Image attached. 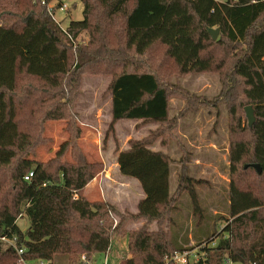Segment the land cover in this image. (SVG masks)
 <instances>
[{
    "label": "trees",
    "instance_id": "16d2710c",
    "mask_svg": "<svg viewBox=\"0 0 264 264\" xmlns=\"http://www.w3.org/2000/svg\"><path fill=\"white\" fill-rule=\"evenodd\" d=\"M50 1L0 0V235L16 237L27 260L48 264L60 254L71 264L81 253H104L115 234L128 235L130 255L120 264H164L185 249L174 243L169 225L181 191L200 213L193 180L182 168L177 191L170 194V157L149 145L173 121L168 117L172 86L164 85L163 77L215 72L220 96L252 105L255 120L247 123L248 140L233 136L230 141L231 221L211 234L218 238L216 245L204 247L189 264H264V189L259 196L240 184L248 171L264 176V0H80L82 19L71 20L67 34L49 15ZM55 1L54 8L64 3ZM209 28H218V38L211 37ZM82 31L88 40L77 44ZM156 45L162 52L151 66L134 57ZM101 67L111 74L109 129L123 119L163 125L129 140L117 155L120 174L137 180L144 193L136 213L85 195L104 164L89 161L78 144L81 128L72 105L81 70ZM22 110L31 117L40 112L35 125L41 140L21 126L27 123L18 115ZM47 121L65 122L69 137L52 158L41 161L34 155L51 140L43 134ZM30 171L32 177L24 180ZM23 216L28 220L24 230L17 224ZM130 219L144 224L127 230ZM151 223L155 228L149 230ZM0 264H19L2 241Z\"/></svg>",
    "mask_w": 264,
    "mask_h": 264
},
{
    "label": "rangeland",
    "instance_id": "374dc122",
    "mask_svg": "<svg viewBox=\"0 0 264 264\" xmlns=\"http://www.w3.org/2000/svg\"><path fill=\"white\" fill-rule=\"evenodd\" d=\"M63 2L66 5L63 11L57 7L53 9L55 23L59 22L62 27H66L71 20L82 19L83 4L80 0ZM49 4L56 6V1L52 0ZM87 40V32L82 31L76 43L84 44ZM160 52L162 49L156 45L145 55L134 57L151 66L152 58H157ZM110 79L111 74L103 72L102 67L99 71L89 68L81 70L79 80L75 83L77 95L72 110L77 113L81 128L78 144L89 161H100L104 164V170L92 179L93 185L87 197L90 201L110 202L123 213H130L137 210L141 187L137 180L120 174L118 167H115L117 155L119 151L129 147V140L143 138L163 125L123 119L113 123L112 129H109ZM162 83L167 87L172 86V91L168 88L171 92L168 117L173 121L166 124L170 130L155 134L149 147L160 149L170 157V194L177 191L182 168L193 180L201 207L200 213L193 211L189 194L181 191L171 215L172 222L169 228L176 245L202 254L204 247L214 246L218 241V238L212 237L211 234L213 232L219 234L231 221L228 213L231 181L228 158L230 141L233 136H243L246 140L250 138L244 112V107L249 104L242 99H235L232 102L229 98L221 97V81L215 72L198 75H180L173 72L163 77ZM239 96L242 97L240 94ZM200 101H205L208 105L205 106ZM18 115L22 121L27 122L21 126L35 140L37 138L41 140L40 126L35 125L41 116L40 112L36 111L31 117L26 110H22ZM43 134L51 140L36 148L34 156L41 161L52 158L60 143L69 137L63 121H47ZM66 157L69 158V154ZM240 184L260 196L264 189V176H256L248 171ZM111 216L115 220L118 219L114 213H111ZM17 224L24 230L28 226V220L24 216L20 217ZM142 224L144 222L139 219H130L126 222L125 229H137ZM147 228L150 230L152 226L149 224ZM127 236L125 233L111 237L106 261L105 252L87 256L81 253L73 257L71 264H120L121 258L130 255L127 252ZM53 261L54 264H70L68 257L61 254L56 255ZM36 263V259L28 260V264Z\"/></svg>",
    "mask_w": 264,
    "mask_h": 264
},
{
    "label": "built area",
    "instance_id": "2783aa9c",
    "mask_svg": "<svg viewBox=\"0 0 264 264\" xmlns=\"http://www.w3.org/2000/svg\"><path fill=\"white\" fill-rule=\"evenodd\" d=\"M42 3H44V1H42ZM65 7H66V5L64 3H62L61 6H59L57 8H58V10L63 11ZM53 9H54V6L48 3L47 4V11H48L49 15L52 17V19H54V10ZM56 23L60 27V29L67 34L66 27H62L59 22H56ZM67 36L69 38H71V36L69 34ZM32 174H33L32 171L28 172L24 176V180H30V178L32 177ZM0 241L4 242L5 244H7L9 247H11L15 251V253L18 257V263L19 264H28V260L26 258H24V256H23L25 249L23 247H20L17 245L16 237L8 238V237L0 235ZM104 254H105L104 258L106 261L108 254H109V249ZM198 258H199L198 252H194L192 249L185 248L182 251L175 252L173 255L168 257L167 261L171 260V262L173 264H189L191 262L197 261ZM83 259H85L84 256H83ZM167 261L164 264H167ZM36 264H48V262L45 260L37 259Z\"/></svg>",
    "mask_w": 264,
    "mask_h": 264
},
{
    "label": "water",
    "instance_id": "95a60500",
    "mask_svg": "<svg viewBox=\"0 0 264 264\" xmlns=\"http://www.w3.org/2000/svg\"><path fill=\"white\" fill-rule=\"evenodd\" d=\"M208 32L210 33L211 37L213 39H216L219 33L218 28H209ZM245 116L247 118V123L249 126H251L255 120V116L253 113V107L252 105H247L244 107ZM252 166L259 172L260 167L258 164H252ZM245 168H247V165H244Z\"/></svg>",
    "mask_w": 264,
    "mask_h": 264
},
{
    "label": "crops",
    "instance_id": "0c3cea01",
    "mask_svg": "<svg viewBox=\"0 0 264 264\" xmlns=\"http://www.w3.org/2000/svg\"><path fill=\"white\" fill-rule=\"evenodd\" d=\"M110 115H111V102H110ZM151 149H153V148H151ZM153 150H160V149H156V148H154ZM115 167L117 168L118 167V165H117V161H116V163H115ZM126 177V176H125ZM129 178V177H128ZM138 182V181H137ZM138 184H139V182H138ZM92 185H93V182H92V180L86 185V187H85V195H86V197H87V195H89V190H90V188L92 187ZM140 185V184H139ZM144 197V193H143V191H142V189H141V192H140V195H139V200L141 199V198H143ZM88 198V197H87ZM89 199V198H88ZM139 200H138V202H139ZM138 202H137V206H138ZM137 212V210L136 211H133V213H136ZM181 217V216H180ZM180 217H178V218H180ZM143 221V220H142ZM140 223V222H139ZM155 224L154 223H151L150 224V226H152V228L151 229H154L155 228V226H154ZM192 242H193V240H192Z\"/></svg>",
    "mask_w": 264,
    "mask_h": 264
}]
</instances>
